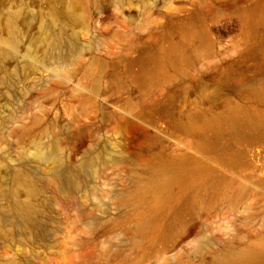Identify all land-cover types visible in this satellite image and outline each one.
Listing matches in <instances>:
<instances>
[{
	"label": "rangeland",
	"instance_id": "1",
	"mask_svg": "<svg viewBox=\"0 0 264 264\" xmlns=\"http://www.w3.org/2000/svg\"><path fill=\"white\" fill-rule=\"evenodd\" d=\"M246 250L264 0H0V264H264Z\"/></svg>",
	"mask_w": 264,
	"mask_h": 264
},
{
	"label": "bare ground",
	"instance_id": "2",
	"mask_svg": "<svg viewBox=\"0 0 264 264\" xmlns=\"http://www.w3.org/2000/svg\"><path fill=\"white\" fill-rule=\"evenodd\" d=\"M236 112V111H234ZM237 114V112L235 113ZM234 115V114H233ZM236 118L238 115H234ZM219 119H222L220 117H218ZM229 118V117H228ZM227 118V120H228ZM239 118V116H238ZM226 120V121H227ZM239 120V119H238ZM219 121V120H218ZM214 123H216V121L214 120ZM237 123V122H236ZM209 124V123H208ZM207 124V125H208ZM213 123H211L210 125L212 126ZM206 125V126H207ZM221 125V124H220ZM223 125V123H222ZM221 125V126H222ZM227 125V124H226ZM233 125V124H232ZM214 126V124H213ZM216 126V125H215ZM214 126V127H215ZM219 126V125H218ZM213 127V129H214ZM231 127V126H230ZM234 127V126H233ZM237 127V126H236ZM210 126L208 127L207 126V129H209ZM224 128V127H223ZM228 129V128H227ZM232 129V128H231ZM49 149V148H48ZM58 155H57V152L54 151V152H48L47 150H44L43 148H37L35 153H34V158L33 159H36L37 161L39 162H46V163H50L51 161H54V164H55V161L57 163L58 161ZM55 176V175H54ZM58 177V175H57ZM175 180V178H164V179H157L154 183V187L155 189L160 193V191H162L163 193L167 192L168 189L170 188L171 184L173 183V181ZM48 182L51 186H54V187H57L58 188V185H59V181L53 177V176H49L48 175ZM64 194H66L64 192ZM19 211H21V208L18 207L17 208ZM263 253L260 252V251H257V250H246L244 252H242V254L238 257H235L234 259H240V260H244V261H247V262H251V263H256L257 261H260L262 258H263ZM233 259V258H232ZM220 264H225L226 262L225 261H221L219 260ZM233 261V260H232ZM231 261V262H232ZM225 262V263H224ZM259 263V262H258ZM230 264V263H229Z\"/></svg>",
	"mask_w": 264,
	"mask_h": 264
}]
</instances>
